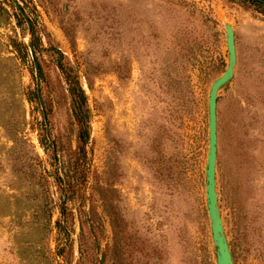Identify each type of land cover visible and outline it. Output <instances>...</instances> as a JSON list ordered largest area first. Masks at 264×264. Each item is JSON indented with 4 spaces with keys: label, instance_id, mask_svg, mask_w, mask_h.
Returning <instances> with one entry per match:
<instances>
[{
    "label": "rangeland",
    "instance_id": "obj_1",
    "mask_svg": "<svg viewBox=\"0 0 264 264\" xmlns=\"http://www.w3.org/2000/svg\"><path fill=\"white\" fill-rule=\"evenodd\" d=\"M18 1L31 33L0 0V264H216L225 23L218 207L234 264H264V4Z\"/></svg>",
    "mask_w": 264,
    "mask_h": 264
},
{
    "label": "water",
    "instance_id": "obj_2",
    "mask_svg": "<svg viewBox=\"0 0 264 264\" xmlns=\"http://www.w3.org/2000/svg\"><path fill=\"white\" fill-rule=\"evenodd\" d=\"M21 16L24 18L28 32L31 33V20L26 14L24 8L21 6L18 0H9ZM263 1L264 0H257ZM225 35H226V47H227V66L225 70L216 77L211 83L208 92V148L206 153V164H205V203L206 210L209 219L210 236L215 250V263L216 264H234L232 253L229 247L226 234L224 232L223 221L219 212L218 199L216 192V158H217V93L218 90L226 86L233 77L234 66L236 62V51L234 41V31L229 23H225ZM28 47L31 52L35 77H36V90L38 100L40 102L44 119L46 120L45 111L43 108V102L40 95V70L38 62L33 54V46L31 42H28ZM48 134V128L46 126ZM102 263V260H101Z\"/></svg>",
    "mask_w": 264,
    "mask_h": 264
},
{
    "label": "trees",
    "instance_id": "obj_3",
    "mask_svg": "<svg viewBox=\"0 0 264 264\" xmlns=\"http://www.w3.org/2000/svg\"><path fill=\"white\" fill-rule=\"evenodd\" d=\"M253 2H256V3H261V4H264L263 1H257V0H252Z\"/></svg>",
    "mask_w": 264,
    "mask_h": 264
}]
</instances>
